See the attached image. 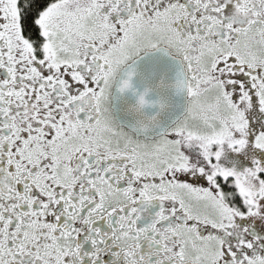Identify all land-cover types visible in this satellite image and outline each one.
Masks as SVG:
<instances>
[{
    "label": "snow or ice",
    "instance_id": "snow-or-ice-1",
    "mask_svg": "<svg viewBox=\"0 0 264 264\" xmlns=\"http://www.w3.org/2000/svg\"><path fill=\"white\" fill-rule=\"evenodd\" d=\"M0 264H264V0H0Z\"/></svg>",
    "mask_w": 264,
    "mask_h": 264
}]
</instances>
